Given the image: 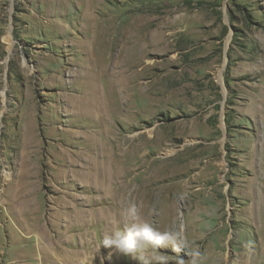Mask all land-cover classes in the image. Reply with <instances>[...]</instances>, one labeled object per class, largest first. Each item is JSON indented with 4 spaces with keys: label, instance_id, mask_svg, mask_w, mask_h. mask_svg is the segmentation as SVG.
Wrapping results in <instances>:
<instances>
[{
    "label": "rangeland",
    "instance_id": "rangeland-1",
    "mask_svg": "<svg viewBox=\"0 0 264 264\" xmlns=\"http://www.w3.org/2000/svg\"><path fill=\"white\" fill-rule=\"evenodd\" d=\"M133 203L151 264H264V0H0V264H141Z\"/></svg>",
    "mask_w": 264,
    "mask_h": 264
},
{
    "label": "clouds",
    "instance_id": "clouds-1",
    "mask_svg": "<svg viewBox=\"0 0 264 264\" xmlns=\"http://www.w3.org/2000/svg\"><path fill=\"white\" fill-rule=\"evenodd\" d=\"M124 224L123 231H116L105 237L103 246L112 248L120 255L130 256L138 259L141 264H151L150 260L137 256L142 244L151 245L153 248L171 246L174 252H180L184 248L176 242L172 233L167 231L160 232L153 228L149 223L143 221L138 213L136 205L130 204L122 213ZM191 264H200V253L194 251L191 254ZM179 264H183V259H179Z\"/></svg>",
    "mask_w": 264,
    "mask_h": 264
},
{
    "label": "bare ground",
    "instance_id": "bare-ground-1",
    "mask_svg": "<svg viewBox=\"0 0 264 264\" xmlns=\"http://www.w3.org/2000/svg\"><path fill=\"white\" fill-rule=\"evenodd\" d=\"M87 104H90V102L89 101H87L86 102ZM92 104V103H91ZM94 104H95V106H96V111L98 112V113H101V110H104V102H102V99L100 98V97H96V99H94ZM92 106V105H91ZM94 108V107H93ZM106 112V111H105ZM104 112V113H105ZM106 118V117H105ZM118 138V137H117ZM117 141V140H116ZM106 150V149H105ZM108 154V153H107ZM110 164V163H109ZM5 173H7V175H10V173L8 172V171H5ZM9 177V176H8ZM116 183H118V181H115ZM114 183V182H113ZM112 185H114V184H112ZM152 190V189H151ZM154 190V189H153ZM150 191V190H149ZM150 192H152V191H150ZM149 192V193H150ZM136 205V204H135ZM149 205L151 206V204L149 203ZM150 206L148 207V208H150ZM138 208V207H137ZM151 210V209H150ZM149 212V211H148Z\"/></svg>",
    "mask_w": 264,
    "mask_h": 264
},
{
    "label": "trees",
    "instance_id": "trees-1",
    "mask_svg": "<svg viewBox=\"0 0 264 264\" xmlns=\"http://www.w3.org/2000/svg\"><path fill=\"white\" fill-rule=\"evenodd\" d=\"M230 104V103H229Z\"/></svg>",
    "mask_w": 264,
    "mask_h": 264
}]
</instances>
